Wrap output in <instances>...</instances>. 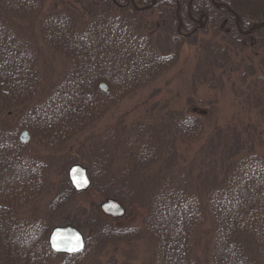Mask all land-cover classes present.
<instances>
[{
  "label": "trees",
  "instance_id": "trees-1",
  "mask_svg": "<svg viewBox=\"0 0 264 264\" xmlns=\"http://www.w3.org/2000/svg\"><path fill=\"white\" fill-rule=\"evenodd\" d=\"M43 3L44 0H0V183L8 172L16 170L24 178L21 187L25 191V198L20 199V187L12 188L16 195L10 188L5 192L0 187V218L12 221L18 234L30 240L34 251L30 255L36 256L38 251L39 264H92L86 251L92 247L93 236L105 243L113 237L132 238L141 230L158 238L160 264H168V260L172 264H179L177 260L193 264V259L196 264H206L215 253L217 264L221 263L218 259L230 260L231 264H264V236L260 234L264 231V155L256 151L257 125H217L206 133L202 116L208 109L198 105L188 113L167 103L153 109L156 111L147 120L128 122L119 116L116 125L90 136L85 165L91 187L98 195L119 200L127 207L133 203L144 207L146 214L140 229L114 226L112 219L116 217L100 212V216L89 218L94 229L86 235L83 252L55 253L48 243L54 226L51 214L49 220L20 215L24 200L29 201L43 181H49V163L40 162L42 157L38 159L34 148L27 144L37 142L54 150L63 147L64 151L68 140L83 132V126H93L117 102L177 64L183 43L196 38L197 30H204L206 35L212 30L214 37L207 35L197 43L202 46L205 60L196 62L194 80L203 78L213 86H222L229 70L241 68L243 74H238L237 82L232 81L239 84L236 92L264 119V54L260 66L250 59L258 49L264 53V0H89V7L83 6L86 16L71 5L55 8L42 17L38 33L50 49L68 56L70 65L62 81L48 89L38 73L40 48L30 26L42 12ZM154 10L158 17L146 30L150 22L147 14ZM157 21L161 22L159 26ZM242 24H248L250 29L241 28ZM158 29L170 42L164 51L152 42L151 35ZM109 31L113 34L105 33ZM237 46L247 53L248 61L243 56L241 61L236 59ZM100 53L112 61L101 58ZM89 54L94 60L90 68L83 67L84 60L78 56L86 55L89 61ZM98 61L105 62L107 70L90 72ZM242 61L244 64L239 63ZM114 67L125 75L123 82ZM85 72L90 73L88 79L82 75ZM18 110L19 118L13 121L10 116ZM23 129L32 130V141L20 140ZM195 140L199 147L193 159L179 162V142ZM24 146L28 148L25 154ZM49 155L53 163L55 156ZM76 162L79 161L72 159V164ZM70 163L67 158L61 166L65 177L57 196L63 203L58 201L55 206L62 210L66 209V199L75 204L76 190L67 175ZM207 223L214 251L210 249L208 257L199 260L189 249L188 263L182 243H189L190 248L195 231ZM159 227L165 234L164 241L155 236ZM180 233L184 234L182 243Z\"/></svg>",
  "mask_w": 264,
  "mask_h": 264
},
{
  "label": "rangeland",
  "instance_id": "rangeland-1",
  "mask_svg": "<svg viewBox=\"0 0 264 264\" xmlns=\"http://www.w3.org/2000/svg\"><path fill=\"white\" fill-rule=\"evenodd\" d=\"M88 1L89 0H44V8L42 12L38 14V16L36 15L37 17L30 25L37 34L39 44L38 47L40 48L38 56V73L40 75V78H43V86H45L46 89H48L49 86L52 87L53 84L55 85L62 81L64 77L63 75H65L64 71H66L67 75L70 65V59L68 58V56H64V54H60L59 52H56L55 50H52L47 46V43L44 42V40L39 36V22L43 21L42 17L45 14L54 10L55 8L63 7V5L74 6L77 12L78 10H82L80 13H82L83 16H86L87 11H83V6L89 7ZM97 1L99 2L100 0ZM213 1L216 2V0ZM149 13H145L150 16V22L146 23V30L147 28L150 29L151 26H153L152 19H156L158 17L156 10H154L150 14ZM157 22L159 26L161 22ZM241 28L250 29V26L248 24H242ZM209 31L210 32H208L207 35L209 37H214V32L212 30ZM105 33H107L108 35L113 34V32L111 31ZM207 35L205 34L204 30H197L195 33V36H197L196 38H192L189 41L187 40L183 43L182 48L180 49L181 52L179 54L177 64H175L169 70L163 72L162 75H160L153 82H146V84L148 83V85L144 86L143 88L137 90L135 93H132L127 97L125 96L126 98L123 97L124 99L112 106L110 110L107 111L104 115H101L99 120L93 126L90 125V123L86 124L85 127L83 126V132L76 137L68 140L64 151L62 149L63 147L54 150L53 147H47L45 145L38 144L37 142L27 144L30 146V149L31 146L34 148L33 153L36 154L38 159L42 157L39 160L40 162L46 164L49 163L47 164V169L49 170L47 174L49 181L46 180L48 182L47 184L45 181H43L42 187L36 190L35 195L31 194V199L29 201L26 202V200H24L21 205L22 209L20 208V215L33 220H36L38 218L40 219L41 217H47V219L49 220V215L51 214V222L53 223V225L66 224L67 222L71 221L69 223L78 226L82 229V231H84L87 236H89L92 232V229H94L89 225V218H96L101 215V203L103 200H105V197L98 195L95 189L89 187L84 191H75L76 194L75 198L73 199L75 200V204H69V200L66 199V209H58V207L55 206L56 204L58 205V201L59 204L63 203V201H60L62 199L57 196V194H59L63 188L62 179H64L63 177H65V171H63V169L61 168V166L63 165V161H67V158L71 160L68 168L72 165V159L85 164V150H88L86 147H88L87 143L91 139L90 136L96 134L97 131H102L103 129L108 128L110 125H116V121L118 120L119 116H121L123 120H126L128 122L136 121L139 119L147 120L156 111L153 109H158L159 106L167 103H169V105L173 108L183 109L188 113H191L193 105L206 107L208 109V112L206 115L202 116L203 121L206 123V133H209V131L217 125L232 127H241L245 124L257 125V127L255 128L258 134L256 151L264 155V119L261 118L258 109L253 108L247 102H242V99H244V97L240 96L235 89L239 86V84L237 83L238 85H234L232 82L234 80L236 82L238 81L239 73L240 75L243 74L241 68L238 71L229 70V72L225 74L226 77L223 78L225 79V82L222 86H213L211 82H206L203 78L198 80H194L193 78L194 66L196 65V62H204L205 60H202L201 56L202 46L197 43H200L201 38ZM164 36L165 32L159 29L151 35L154 46L159 50L163 49V51L165 48L169 47L170 43L165 40ZM217 37L218 36H215V38ZM194 41L196 43H194ZM239 48V46H237V48H234V56L237 57V60L241 61L242 56L247 57V53L241 51ZM263 54L264 53L259 52L258 49L257 55H254L252 53L250 59L257 66H260L261 57L263 56ZM89 57L91 59L87 61L88 58L86 55H81L80 57L78 56V59L84 60L83 67L90 68V64L92 60H94V57L90 54ZM100 57L105 60L112 61L109 57L104 58L103 54L101 53ZM246 60L248 61L249 59L246 58ZM242 62L239 63L244 64V61ZM103 64L99 62L95 68L89 69V71L93 72L96 70L97 72H105L107 70V64H105V62ZM113 70L116 72V74L121 75L120 72H117L115 67L113 68ZM85 73L82 75L83 77L88 79L90 73ZM123 76L125 75H121L119 77L122 82L126 79V77L123 79ZM209 77H213V75L210 74ZM118 85L119 84L117 83V86ZM114 86L116 87V85ZM20 113L21 110L15 111L11 114L10 117L13 121H17L16 119L19 118ZM26 130H28L30 135L29 140L24 141L27 143L33 140V133L32 130ZM22 132L23 130L19 132L20 140H22ZM179 143V148L181 150L180 153H182L179 157V162L186 163L187 161L192 160V157L194 156V150L199 147V141H183ZM27 149L28 148L24 146V154L26 153ZM49 154H53L55 156L56 160H54L53 163L50 162L52 161L50 160L52 157H50ZM13 177H17V180H15ZM22 180H24V178L21 177L20 173L16 170H13L11 173L8 172L5 175V181H2L0 183V187L2 186L5 192H10L12 191V188H15L16 190L20 187V190L17 193L20 196L17 197H20V199H24L25 191H23L24 189L21 187L23 185L21 182ZM8 188H10V191H8ZM12 193L16 195L14 191H12ZM54 200L56 201V203L52 204ZM131 205H133V209L130 207ZM131 205L126 207L128 209L123 216H115L118 218L112 219L115 222V224H113L114 226L117 224L138 226V228L140 226L142 227V220L144 218L143 216H145L146 214V210L144 207H141L140 204L133 203ZM69 218H71L72 220H69ZM47 219L46 221L48 222ZM11 223L12 221L6 219L1 220L0 218V264H39V256L37 255L38 251H36L35 253L36 256H31L34 253L31 247L32 243H30V240L27 237L18 234L16 228L11 225ZM44 229H46V231H49V228L47 227H45ZM157 230L158 233L155 236L160 237V240L162 239V241H164L165 234L163 233V229L159 227ZM210 232L211 226L209 225V223L203 225L202 229H199L197 233L195 231V234L193 236V240L195 242L190 245V248L188 246L189 243H182V236L184 234H179V241H181L182 243V249H184L183 252L188 257V263H191L189 261L190 251L191 254H196L195 256H197L196 258L199 260H204L205 255H207L208 257V254H210V249L214 251L212 245L209 243V238L211 236ZM41 233H44V231ZM263 233L264 231L260 232L262 236H264ZM131 236L132 238L127 237L122 239H114L113 237L110 239H106L105 243H100L98 237L93 236L91 239L92 247L86 251V256L88 257L90 255L89 258L92 257V264H98L100 262H102V264H106L105 262H108L109 260L111 262H117L116 264H124L126 262H131L130 264H160L161 258L159 257H161V254L159 246H157V241L159 242L158 238L153 239L151 238L152 235H145L141 230L139 231V234H132ZM42 238V236H40L39 238L41 242H43L44 240ZM176 243L177 241L175 242V245H177ZM31 251L32 254L30 255ZM96 253H98V258L94 259ZM215 254L213 255V258L209 259V262L206 261V264H217ZM170 261L171 260H168V264L174 263H170ZM177 262H179V264H182V261L177 260ZM218 262L220 264H231L230 260L226 259H218ZM192 263L196 264L194 259L192 260ZM50 264L52 263L50 262Z\"/></svg>",
  "mask_w": 264,
  "mask_h": 264
},
{
  "label": "water",
  "instance_id": "water-1",
  "mask_svg": "<svg viewBox=\"0 0 264 264\" xmlns=\"http://www.w3.org/2000/svg\"><path fill=\"white\" fill-rule=\"evenodd\" d=\"M105 88L106 85L102 84ZM23 141L29 139L28 130H24L21 135ZM68 177L74 188L78 191L86 190L91 185L86 166L81 163H75L68 168ZM106 214L123 216L126 213L125 205L114 199H106L102 202L101 208ZM49 243L50 247L55 252L76 253L80 252L85 247V239L82 231L74 225H56L50 231Z\"/></svg>",
  "mask_w": 264,
  "mask_h": 264
},
{
  "label": "bare ground",
  "instance_id": "bare-ground-1",
  "mask_svg": "<svg viewBox=\"0 0 264 264\" xmlns=\"http://www.w3.org/2000/svg\"><path fill=\"white\" fill-rule=\"evenodd\" d=\"M92 184V183H91ZM49 238H50V234H49V236H48V240H49ZM50 241V240H49ZM49 243V242H48Z\"/></svg>",
  "mask_w": 264,
  "mask_h": 264
}]
</instances>
